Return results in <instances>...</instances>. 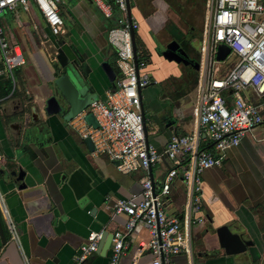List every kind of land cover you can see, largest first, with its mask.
<instances>
[{"label":"crops","instance_id":"obj_1","mask_svg":"<svg viewBox=\"0 0 264 264\" xmlns=\"http://www.w3.org/2000/svg\"><path fill=\"white\" fill-rule=\"evenodd\" d=\"M203 1L131 0L130 15L138 24L134 31L135 51L144 70L156 81L140 90L145 138L160 153L171 135L195 129L197 70L196 77L192 74L188 78L187 71L194 69L157 55L153 40L159 42L160 48L170 37L185 42L183 49L197 61L190 41L202 33L206 19ZM73 3L80 13L73 16L78 30L70 33L74 55L76 52L84 59L93 89L102 99L113 82L100 66L101 62L110 67L114 64L105 60L106 55L113 56L111 47L100 44V33L106 34L110 23L103 27L93 18L89 0ZM30 5L37 11L32 3L27 11L15 10L29 13ZM15 10L7 11L11 12L12 22L2 16V26L9 41L17 43L22 52L20 42L25 39L35 61L33 67L24 65L18 69L15 93L0 97V191L18 233L17 245L10 239L0 212L4 237V241L0 239V264H23L21 252L28 264H108L109 247L94 251L80 263L75 259L78 246L85 242L89 231L111 234L123 229L126 216L113 213V202L139 196L145 177L157 186L171 162L162 156L150 170L122 173L105 156H90L77 133L59 115H45L44 102L51 93L53 71L35 53V44L29 37L33 31L42 39L37 25L32 23L30 30L22 29L13 21ZM189 35L194 38L189 39ZM31 108L36 109L37 120H31ZM200 147L217 153L205 138ZM221 156L219 166L201 173L200 214L204 220L189 227V252L172 255L170 264H264V128L256 126ZM183 158L177 154V159ZM19 170L23 171L22 182L11 175ZM186 201L187 189L176 175L163 201L164 209L182 223ZM223 224L242 239L252 241V245L239 253L224 254L214 234V229ZM148 238L145 227L134 226L125 239L118 264H131L132 260L134 264H149L150 252L139 250V243Z\"/></svg>","mask_w":264,"mask_h":264},{"label":"built area","instance_id":"obj_2","mask_svg":"<svg viewBox=\"0 0 264 264\" xmlns=\"http://www.w3.org/2000/svg\"><path fill=\"white\" fill-rule=\"evenodd\" d=\"M58 1L0 0V79L10 82L7 96L15 89V71L25 60L20 46L9 41L1 15L16 8L27 11L32 3L48 34L59 36L64 29ZM89 1L105 19L117 13L105 34L112 48L117 75L102 99L92 101L66 123L81 140L90 139V156H105L122 173L148 170L160 162L162 156L171 162L157 186L145 177L139 196L113 202V213H124L126 218L123 229L111 233L108 264H118L126 247L125 239L136 225L145 227L149 234L145 243H139V250L146 249L151 254L149 264H170L172 255L189 252V227L204 220L200 214L201 173L219 166L221 153L236 145L244 134H251L256 126L264 128V0H204L206 19L197 59L195 129L171 135L161 153L147 143L143 132L137 88L141 90L156 81L144 70L145 65L136 51L133 54L130 31H135L138 24L131 15L129 18L126 15L129 0ZM219 44L229 49L222 61L215 59ZM230 54L233 55L231 66L221 74L220 64ZM86 113L92 114L97 127L86 124L83 118ZM204 138L211 142L216 154L200 147ZM177 154L184 158L177 159ZM176 175L187 189L182 223L175 216H169L163 206ZM0 212L6 220L10 239L18 245V233L7 214L1 191ZM101 235V231L88 232L85 242L78 246L77 262L81 263L96 250ZM21 258L23 264H28L22 252Z\"/></svg>","mask_w":264,"mask_h":264},{"label":"water","instance_id":"obj_3","mask_svg":"<svg viewBox=\"0 0 264 264\" xmlns=\"http://www.w3.org/2000/svg\"><path fill=\"white\" fill-rule=\"evenodd\" d=\"M131 6V0L127 1L126 15L128 18L130 17ZM130 37L132 51L135 55L134 31L132 30L130 31ZM154 50L157 55L161 56L166 61L189 65L194 70L198 69V62L190 59L175 40L167 42L164 48L156 46ZM228 54L229 49L225 45H217L215 55V59L217 61H222ZM133 62L136 65L135 57ZM58 64L60 65L62 72L52 78V83L54 91L58 93L59 97L56 98V96L52 94L45 99L44 114L48 116L59 115L63 121L67 122L98 97L90 82L91 80L88 77L89 68L86 66L84 59L79 54H76L75 52V56L71 60L63 54L59 57ZM100 66L107 76V79L112 82L114 79V73L111 70V67L105 62H101ZM137 91L140 95L139 88H137ZM141 116L143 121V132L145 134L142 107ZM83 118L86 124L91 125L93 128L97 127V122L91 113H86ZM37 119L38 114L34 111V108H31V120L34 121ZM11 127L14 128L16 125H11ZM81 142L85 146V151L92 150V143L89 138H84ZM11 175H15L16 181L22 182L23 171H12ZM21 187H23V185ZM151 189L153 192V186H151ZM214 234L216 236L218 246L226 255L242 252L247 246L252 245V241L242 239L238 233L230 231L228 226L225 224L217 226L214 229ZM0 239L1 241H4L1 225ZM110 239V233L102 232L96 250L105 251L109 247Z\"/></svg>","mask_w":264,"mask_h":264},{"label":"rangeland","instance_id":"obj_4","mask_svg":"<svg viewBox=\"0 0 264 264\" xmlns=\"http://www.w3.org/2000/svg\"><path fill=\"white\" fill-rule=\"evenodd\" d=\"M74 1L75 0H59L57 2V6L59 8L60 16L62 19V27H63V29H65L67 31V34L69 36H70V33H74L75 31H77L78 27H79L77 22H76L77 19L73 17L74 15L80 16V13L78 12L77 8L75 7V5L73 3ZM88 6H89V9L93 15V18L95 17V19L103 27H106V25L108 23L111 24L113 19H115V17L117 16V13H114L109 19H105L101 16L100 12L95 8L93 3L88 4ZM192 6H195V2L192 3ZM201 12H202V9H201ZM5 13L6 12H4V14H3V15H5V18L12 22V17L10 18L11 12H7L6 14ZM3 15H1V19H2ZM81 17L86 20V18L84 16H81ZM13 18H14L13 21L15 20L17 23H19L21 25L22 29H24V30H26V29L30 30L32 23L37 25V27H38L37 32L41 33L42 39H39L38 37H36V35L33 31L29 32L30 33L29 37L32 38V40L35 44V53L38 56L40 55L41 58L44 59V61L48 62L50 64V66L52 67V70H53L52 77H53V75L57 74V72L59 70L57 65H56V62L53 58L54 50L56 49V46L52 41V38H51L52 36L49 35L47 33V31L46 32L43 31L44 27L46 30V26L43 23V21L41 20L38 12L30 5L29 13L22 12L21 10L18 9L16 11L15 16H13ZM100 35H101L100 44L106 48L111 47V46H109V44L106 41L105 32H101ZM192 36L193 35H189V39L194 38ZM34 37H35V39H33ZM201 39H202V37L200 35V37L198 39H194V40L190 41V47L193 48L194 53L197 54V59H199ZM23 40H24L23 42H20V44L22 45L23 50H24L23 57L25 60V64H24L25 66L24 65L23 66H24V68H29L30 66L33 67L34 56H33V53L30 52V50H32V49H30V45L25 41V39H23ZM23 43H24V45H23ZM182 44H185V42H182ZM138 49H139V47H138ZM65 50H67V49L65 48ZM112 57L113 56L109 57V55H106L105 60H107L109 62V64H111V63H113ZM232 59H233V55L230 54L224 60V63L220 64V73L221 74L225 73L230 68V66H231L230 61ZM187 73H188V78H190V76H192V74H194V77H196V71L195 70H192L189 68ZM197 78H198V76L196 77V80H197ZM17 88H18V84L16 81V88L14 89V91H16ZM13 92L10 96H12L15 93V92L14 93ZM250 98L252 99V95H250ZM22 100H23V102H25L24 98Z\"/></svg>","mask_w":264,"mask_h":264},{"label":"flooded vegetation","instance_id":"obj_5","mask_svg":"<svg viewBox=\"0 0 264 264\" xmlns=\"http://www.w3.org/2000/svg\"><path fill=\"white\" fill-rule=\"evenodd\" d=\"M52 38V41H53V43L55 44V46H56V49L54 50V56H53V58H54V60H55V62H56V65H57V67H58V72H57V74H55V75H53V77L54 76H57V75H59L61 72H62V69H61V67H60V65L58 64V59H59V57L61 56V55H63V54H65V56H67V58L68 59H70L71 57L70 56H73L74 55V51H73V44L71 43V39H70V36L67 34V33H64V34H62V35H59V36H52L51 37ZM171 40H175L178 44H179V46L183 49V44L182 43H179L174 37H170V38H168L166 41H165V43H164V45L162 46V48H164V46H165V44L167 43V42H169V41H171ZM158 44H159V42L158 41H156V40H153V48L154 47H156V46H158ZM158 47H160V46H158ZM65 48L67 49V50H65ZM184 50V49H183ZM185 51V50H184ZM187 54V53H186ZM75 56V55H74ZM73 56V57H74ZM188 56V55H187ZM189 57V56H188ZM190 58V57H189ZM71 59H73V58H71ZM70 59V60H71ZM191 59V58H190ZM192 60H194V59H192ZM189 66V65H188ZM189 67H191V66H189ZM49 68L50 69H52V67L50 66V64H49ZM112 70V69H111ZM53 71V70H52ZM55 71V70H54ZM114 73V72H113ZM114 76H115V73H114ZM52 77V78H53ZM50 86H51V93H50V95H52V94H54L55 96H56V98H58L59 96H58V93L57 92H55L54 91V86H53V83H52V80H51V82H50ZM34 111H36V109L34 108ZM30 114H31V109H30V112H29Z\"/></svg>","mask_w":264,"mask_h":264},{"label":"trees","instance_id":"obj_6","mask_svg":"<svg viewBox=\"0 0 264 264\" xmlns=\"http://www.w3.org/2000/svg\"><path fill=\"white\" fill-rule=\"evenodd\" d=\"M111 69L115 73V75H117L116 74L117 71L115 69L114 64L111 65ZM18 73H19V71L16 70L15 71L16 77L19 75ZM10 87H11V85H10V82L8 80L0 79V97L7 95L9 93V91H10Z\"/></svg>","mask_w":264,"mask_h":264}]
</instances>
